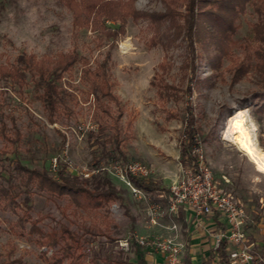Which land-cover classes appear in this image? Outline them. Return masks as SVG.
<instances>
[{
  "label": "rangeland",
  "instance_id": "374dc122",
  "mask_svg": "<svg viewBox=\"0 0 264 264\" xmlns=\"http://www.w3.org/2000/svg\"><path fill=\"white\" fill-rule=\"evenodd\" d=\"M128 2L139 12L165 10L160 0ZM172 5L177 12H183V0H174ZM83 16L80 13L75 17L74 8L67 6V0H0V66H14L21 55L33 56L36 61L76 56L71 68L61 73L58 83L73 94V99H65L66 110L61 111L54 123H50L46 111L35 99L30 84L18 90L10 82L0 80V119L10 128L8 117H12L21 133V141L14 148H6L0 137L3 175L0 182L7 184L5 158H15L30 169H46L49 175L58 159L78 178L87 179L93 174L108 178L116 192L103 208L87 213L77 209L67 195L50 196L32 189L29 223L34 222L43 233L59 232L61 227H66L79 240L85 255L78 264H90V255L98 248L102 252H116L119 242L130 239L131 232L134 236H146L153 231L147 225L145 201L132 195L117 177L103 170L92 173L96 170V160L102 156V147L92 144L87 131L78 130L87 124L94 130L97 128L92 117L94 98L83 71H93L107 60V74L122 106L120 124L124 127L131 123L130 135L124 141L127 162L149 167V179L161 190L147 193L146 202L165 208L169 186L185 168L176 156L190 109L198 130L200 154L212 172L217 189L239 201L250 221L244 227L246 243L264 241V172L223 139L229 119L236 111H244L254 127L258 147L264 151V109H261L264 91L257 85L254 73L234 82L230 62L225 59L212 71L199 48L196 47L193 59L184 36L174 37L173 30H168L165 23L161 33L170 40L152 44L153 32L148 20L134 21L127 17L123 24L104 20L94 28L84 23ZM177 22L182 24L180 18ZM255 22L256 16L247 8L234 40L250 36V25ZM121 25L123 29L116 37H108L107 30H118ZM232 52L240 56L237 45H233ZM162 83L171 89L162 91ZM189 88L191 92L187 93ZM167 94L171 96L167 98ZM110 107L112 117L118 115L117 109ZM168 113L172 114L169 120ZM106 149L110 154L109 147ZM111 161L106 157L101 166ZM163 219L168 218L165 215ZM15 220L14 214L0 207V264H68V259L56 261L53 257L58 247L37 246L38 233L31 230L29 223L23 235L12 229ZM251 252L259 254L256 248H251ZM128 257L130 263H135L132 254Z\"/></svg>",
  "mask_w": 264,
  "mask_h": 264
},
{
  "label": "trees",
  "instance_id": "16d2710c",
  "mask_svg": "<svg viewBox=\"0 0 264 264\" xmlns=\"http://www.w3.org/2000/svg\"><path fill=\"white\" fill-rule=\"evenodd\" d=\"M164 5V12H139L131 6L128 0H67V6L74 8L75 17L84 13V23L93 25L94 28L102 25L104 20L119 21L124 23L125 18L131 17L148 20L153 36L151 43L170 40L167 35H162V26L167 24V29L173 30V36L183 35L187 41L189 51L194 59L196 47L204 54L211 70L215 71L223 59L230 62L229 71L232 81H240L253 72L257 85L264 91V0H183V12H177L173 7L174 0H160ZM250 8L256 16V22L250 25V36L234 40L241 27L240 18ZM78 15V16H77ZM182 20V24L177 19ZM80 23L77 18L75 20ZM118 30H107L108 37H116ZM165 29V28H164ZM161 33V34H160ZM233 45L240 49V56L232 52ZM212 53V54H211ZM199 57V55H196ZM108 59V57H107ZM74 54L61 55L57 60L42 59L36 61L33 56L21 55L14 66H0V80L10 82L18 90L32 86L35 99L39 101L46 111L50 123H54L65 109L66 98L73 99V94L68 89L58 85L61 73L68 71L75 63ZM107 60H104L93 71L84 70L83 77L90 86L94 98L93 120L97 125L95 130L88 132V139L93 140V145L102 147V156L94 166L99 169L106 157L112 161L127 162L124 141L130 135L131 123L123 127L120 124L123 115L119 98L113 92V84L107 74ZM167 91L170 86H160ZM190 93V88L186 90ZM171 94H167L169 98ZM105 98L106 101H103ZM0 104V109H1ZM117 109L116 116L112 117L111 107ZM261 109H264L262 100ZM66 110V109H65ZM186 113V123L179 141V163L183 167L195 169L197 158L193 151L199 148L198 130L194 126V118L190 109ZM6 116H3V118ZM168 113L166 119H171ZM11 127L7 128L3 119H0V137L5 142V147H16L21 141V133L16 128L14 119ZM105 136L103 141L101 137ZM106 147L111 153L107 154ZM8 162V178L6 185L0 182V207L16 216L12 229L23 235L26 223H29L30 194L32 189L36 192H46L50 196L67 195L77 209L84 212H95L116 196L115 189L106 177L93 174L89 178H78L72 175L67 164L56 160L52 174L46 169H30L15 158H5ZM2 171H5L2 168ZM0 178L3 179L0 171ZM132 185L146 193L159 190L156 182L150 179H140L129 176ZM91 187V188H89ZM31 230L38 233L36 244L39 248L54 249L55 260L68 259V264H78L85 256L80 249V242L66 227L60 231L51 230L43 233L35 227L34 222L29 223ZM132 231V230H131ZM134 235L131 232V236ZM223 264H229L225 254V245L220 243L216 248ZM135 257V263L129 262L128 254ZM61 260V261H62ZM60 261V260H58ZM60 261V262H61ZM90 264H146L144 250L134 241L129 242L128 250L118 249L116 252L98 250L93 251L89 258ZM262 264V263H261Z\"/></svg>",
  "mask_w": 264,
  "mask_h": 264
},
{
  "label": "built area",
  "instance_id": "2783aa9c",
  "mask_svg": "<svg viewBox=\"0 0 264 264\" xmlns=\"http://www.w3.org/2000/svg\"><path fill=\"white\" fill-rule=\"evenodd\" d=\"M80 133L92 131L93 127L87 124L78 127ZM197 158L195 169L185 167L179 178L169 186V196L165 208L146 202L147 193L132 185L130 177L149 179L151 170L139 162L111 161L92 173L103 170L122 180L132 195L145 201V217L148 228L158 227L159 220L165 215L175 216L182 206L191 208L200 215L220 214L226 218L227 232L218 234L215 248L223 241L232 247L227 252L229 264H257L256 256L246 243L243 226L248 217L241 209L239 201L232 195L217 189L210 169L206 166L199 148L193 151ZM55 167V162L53 164ZM87 177V176H86ZM166 233H150L146 236H134L119 242V248L128 250L129 242L134 241L147 252H159L163 255L166 264H186L183 260L185 244L178 235V227L172 222L165 228Z\"/></svg>",
  "mask_w": 264,
  "mask_h": 264
},
{
  "label": "crops",
  "instance_id": "0c3cea01",
  "mask_svg": "<svg viewBox=\"0 0 264 264\" xmlns=\"http://www.w3.org/2000/svg\"><path fill=\"white\" fill-rule=\"evenodd\" d=\"M176 159H179V153ZM160 191L159 189L156 192H152V194L159 193ZM166 216L167 220H164L163 217L159 220L158 227L151 228L153 230L152 233H166L165 228L174 222L178 227L179 238L184 242L186 247L183 256L186 264H223L221 257L216 251L215 240L218 234L227 232L228 226L224 216L216 213L200 215L187 206L180 207L175 216ZM249 223L248 219L243 226V231L244 227L248 226ZM246 231H249V229L246 228ZM221 243L225 245V254L226 258H228L227 252L233 246L229 245L226 240H223ZM248 245L250 249L256 248L259 251V254L255 253L258 260L257 263L264 264V241L253 240ZM144 260L146 264H166L163 255L159 252L144 251Z\"/></svg>",
  "mask_w": 264,
  "mask_h": 264
},
{
  "label": "bare ground",
  "instance_id": "6f19581e",
  "mask_svg": "<svg viewBox=\"0 0 264 264\" xmlns=\"http://www.w3.org/2000/svg\"><path fill=\"white\" fill-rule=\"evenodd\" d=\"M249 122L244 111H236L228 121L223 139L244 153L257 170L264 172V151L258 147L254 127Z\"/></svg>",
  "mask_w": 264,
  "mask_h": 264
},
{
  "label": "snow or ice",
  "instance_id": "6c2138e0",
  "mask_svg": "<svg viewBox=\"0 0 264 264\" xmlns=\"http://www.w3.org/2000/svg\"><path fill=\"white\" fill-rule=\"evenodd\" d=\"M237 127H240V125H239V124H237Z\"/></svg>",
  "mask_w": 264,
  "mask_h": 264
}]
</instances>
